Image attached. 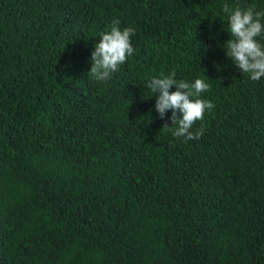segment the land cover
I'll list each match as a JSON object with an SVG mask.
<instances>
[{
    "label": "trees",
    "instance_id": "16d2710c",
    "mask_svg": "<svg viewBox=\"0 0 264 264\" xmlns=\"http://www.w3.org/2000/svg\"><path fill=\"white\" fill-rule=\"evenodd\" d=\"M225 4L264 0H0V264H264V78ZM116 18L135 50L98 80ZM170 71L209 83L198 138L154 108Z\"/></svg>",
    "mask_w": 264,
    "mask_h": 264
},
{
    "label": "clouds",
    "instance_id": "9594fccd",
    "mask_svg": "<svg viewBox=\"0 0 264 264\" xmlns=\"http://www.w3.org/2000/svg\"><path fill=\"white\" fill-rule=\"evenodd\" d=\"M223 10L227 13V30L230 33L223 43L226 56L242 73H247L249 79L264 78V7L254 4L230 7L225 4ZM134 32L132 26L121 27L116 18L107 30L100 33L90 53L89 70L96 79H108L133 54ZM146 85L155 94L154 108L161 116L171 109L170 118L174 123L176 114H180L178 126L173 130L174 136L188 140L202 134V129H191L194 122L203 117L205 109L213 107L211 100L200 95L209 87L203 77L177 79L175 71H170L153 75ZM173 85L175 87L171 88Z\"/></svg>",
    "mask_w": 264,
    "mask_h": 264
}]
</instances>
